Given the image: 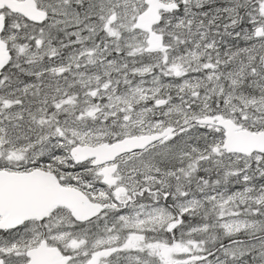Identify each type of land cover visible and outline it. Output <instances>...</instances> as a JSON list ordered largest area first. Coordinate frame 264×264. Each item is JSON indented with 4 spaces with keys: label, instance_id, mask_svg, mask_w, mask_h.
<instances>
[{
    "label": "snow or ice",
    "instance_id": "snow-or-ice-1",
    "mask_svg": "<svg viewBox=\"0 0 264 264\" xmlns=\"http://www.w3.org/2000/svg\"><path fill=\"white\" fill-rule=\"evenodd\" d=\"M0 264H264V0H0Z\"/></svg>",
    "mask_w": 264,
    "mask_h": 264
}]
</instances>
